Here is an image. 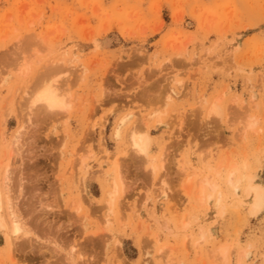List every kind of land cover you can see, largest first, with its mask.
<instances>
[{
  "label": "rangeland",
  "instance_id": "374dc122",
  "mask_svg": "<svg viewBox=\"0 0 264 264\" xmlns=\"http://www.w3.org/2000/svg\"><path fill=\"white\" fill-rule=\"evenodd\" d=\"M49 75L68 109L30 112ZM7 170L0 264H264V0H0Z\"/></svg>",
  "mask_w": 264,
  "mask_h": 264
},
{
  "label": "bare ground",
  "instance_id": "6f19581e",
  "mask_svg": "<svg viewBox=\"0 0 264 264\" xmlns=\"http://www.w3.org/2000/svg\"><path fill=\"white\" fill-rule=\"evenodd\" d=\"M24 67V66H23ZM22 67V68H23ZM28 68V66H26ZM21 68V70H22ZM27 68H23L24 69H27ZM22 70V71H23ZM29 68L27 70H24L27 74H28V71ZM24 74V75H27V74ZM22 74V73H21ZM23 75V74H22ZM51 77V78H50ZM52 75H49L48 77H45L43 79H39V81L36 83L35 86H32L30 87V91L26 93L25 91V94L28 95V98H27V110L29 109L30 112H34L36 110H38V112L40 111L45 113V114H48V115H51V114H59V113H62L64 111H66L69 107V102H68V96L61 93V90L59 89L58 87V84H57V79H55V77H53ZM32 88V89H31ZM26 95V96H27ZM26 98V97H25ZM26 101L24 103H26ZM35 113V112H34ZM37 113V112H36ZM39 113V114H40ZM211 113L212 115H214V113L218 114V115H221L220 113V109L217 107H214L212 110H211ZM33 114V113H32ZM31 116V114L29 113V117ZM151 117H156V114H153L151 115ZM24 122V121H22ZM124 122V120H122V123ZM21 126H22V123H20ZM25 125V123H24ZM19 126V127H21ZM133 127V126H132ZM131 127V128H132ZM135 128V127H134ZM131 129V131L129 132L130 135H129V139H130V144L131 146L135 149V151L139 154H142V155H148L149 153V149H150V146H151V136L149 135L148 132L146 133H142V132H138L136 129ZM19 129H22V131H18V129L14 132V139H13V142L15 144V142H19L18 139L19 137L21 136V132H23V129L26 131V128H19ZM28 129V128H27ZM120 129H117L116 132V136L119 137L120 136V133H119ZM26 134V132H24ZM24 134V135H25ZM23 137V136H22ZM21 139V138H20ZM16 143V144H17ZM15 144V145H16ZM19 144V143H18ZM17 144V145H18ZM153 169L156 170V166H153ZM233 174V173H232ZM10 172L9 170H7V175H5L3 178L4 179V183L3 185H5V191H6V195H4V191L2 190V185L0 186V226L4 229L8 228V221L6 220L5 218V215H4V208L5 206H7V214H8V218L10 219V224H11V233L13 236H15L16 238H20L21 234H22V231H23V228H22V225L20 223V220L18 218V216L15 214V211H14V203L10 197ZM229 179L228 181L226 182L228 184V186H232V189L233 187L235 189H237L239 187V185L245 181V178H242V177H239V178H233L232 175L229 174ZM207 179V178H206ZM253 180H254V177L253 176H249V177H246V181H247V190L248 191H252L254 190V192H256L255 194V203H254V208L253 210L254 211H259V209L261 208V205H262V202H263V192L261 190L260 187H255L253 185ZM208 181V180H207ZM206 181V183H203L205 182V180L203 179V182L201 183V186L200 189L204 188L205 185H208V182ZM209 188H211L212 192H216L218 190V188L220 187L218 184H212L211 187L210 185H208ZM113 187H114V191L112 192H109V197H110V200H109V204H110V207H113L114 206V198H115V195L117 193V189H118V184L117 182L115 181L114 184H113ZM205 189V188H204ZM234 189V190H235ZM237 191V190H236ZM246 191V190H245ZM203 193V192H202ZM209 197H213V195L209 196ZM223 193L219 190V193H218V199H217V204H221L223 202ZM80 207L77 208V211H80ZM252 211V210H251ZM9 230V229H8ZM10 233V234H11ZM223 250H226L225 248ZM224 254H226V251L223 252ZM223 254V255H224Z\"/></svg>",
  "mask_w": 264,
  "mask_h": 264
}]
</instances>
